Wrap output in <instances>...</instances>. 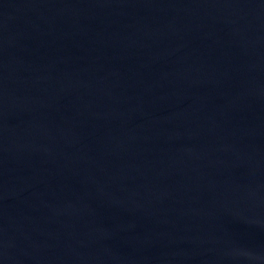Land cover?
<instances>
[{"label":"water","instance_id":"95a60500","mask_svg":"<svg viewBox=\"0 0 264 264\" xmlns=\"http://www.w3.org/2000/svg\"><path fill=\"white\" fill-rule=\"evenodd\" d=\"M0 264H264V0H0Z\"/></svg>","mask_w":264,"mask_h":264}]
</instances>
